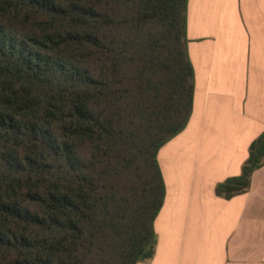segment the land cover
<instances>
[{
    "label": "trees",
    "instance_id": "1",
    "mask_svg": "<svg viewBox=\"0 0 264 264\" xmlns=\"http://www.w3.org/2000/svg\"><path fill=\"white\" fill-rule=\"evenodd\" d=\"M189 0H0V264L155 253L160 149L187 126ZM253 144L225 198L249 189Z\"/></svg>",
    "mask_w": 264,
    "mask_h": 264
},
{
    "label": "crops",
    "instance_id": "2",
    "mask_svg": "<svg viewBox=\"0 0 264 264\" xmlns=\"http://www.w3.org/2000/svg\"><path fill=\"white\" fill-rule=\"evenodd\" d=\"M186 35L192 114L159 151L166 195L138 264H264V157L248 190L217 192L264 136V0H189Z\"/></svg>",
    "mask_w": 264,
    "mask_h": 264
}]
</instances>
